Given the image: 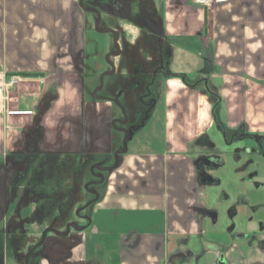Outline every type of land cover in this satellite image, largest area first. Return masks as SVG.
<instances>
[{
	"label": "crops",
	"instance_id": "0c3cea01",
	"mask_svg": "<svg viewBox=\"0 0 264 264\" xmlns=\"http://www.w3.org/2000/svg\"><path fill=\"white\" fill-rule=\"evenodd\" d=\"M0 70L32 112L0 114V264H264V0H0ZM140 112L163 147L118 150ZM108 154L52 221L51 171Z\"/></svg>",
	"mask_w": 264,
	"mask_h": 264
},
{
	"label": "rangeland",
	"instance_id": "374dc122",
	"mask_svg": "<svg viewBox=\"0 0 264 264\" xmlns=\"http://www.w3.org/2000/svg\"><path fill=\"white\" fill-rule=\"evenodd\" d=\"M106 79H104L105 81ZM83 83L81 86H79V101L80 105L82 108V95L84 91V87L86 86V101L89 103L90 98H91V89H90V83ZM101 85V84H100ZM121 92V91H120ZM8 97L6 94V101L8 102ZM150 102V101H149ZM147 102V103H149ZM140 111H148L146 108H140ZM5 114V112H2ZM1 114V113H0ZM148 113L146 112H140V115L138 116V121L133 124L135 126L136 124L141 125V123H144L142 127H138L136 131H131V135H128V133H119V138H118V147L120 149H124V140H129L127 141V147L130 150L129 152H134V151H144L147 148H158V147H163V139H164V131H163V122L155 123L153 124L150 121H147V119H144L147 116ZM81 120V118H80ZM144 120V121H143ZM161 121V120H160ZM130 133V132H129ZM117 134V133H116ZM116 140V138H115ZM117 145V142L116 144ZM135 146V147H134ZM81 149H82V140H81ZM80 149V150H81ZM115 154V153H113ZM113 154H108V155H100V156H95V157H87L85 156V159L82 163L80 161H66L65 163H62L60 165V168L62 169V173H60V176L57 173V169L54 171H51L49 174V177L47 180L45 179V186L50 190V193L52 195H55L56 197L58 196V193L60 196L64 195L65 197V202L67 205H69V210L64 214L66 217H62L63 213H60L58 211L57 215L54 214L53 220L55 219L63 220H78L80 222L81 219H79L78 212L80 211L81 208L84 207V205H87L90 203L92 200L95 199V196L97 194L101 193V185L98 184L100 182V177L101 175L103 176L104 174L98 170L91 171L92 166H100V167H105L108 166L109 164H112L114 161ZM62 161V159H61ZM105 161V162H104ZM107 162V164H106ZM96 167V166H95ZM97 168V167H96ZM44 187V185H43ZM87 188V189H86ZM55 202L51 199L50 202V208L52 209L53 206H55V203H57V199H55ZM61 206H58V209ZM67 208V207H66ZM84 212V213H83ZM82 214H86L85 211H83ZM63 215V216H64ZM82 221V220H81ZM53 223V222H51ZM64 230V228L60 229V231ZM34 261V254H28V260L27 264H33Z\"/></svg>",
	"mask_w": 264,
	"mask_h": 264
},
{
	"label": "built area",
	"instance_id": "2783aa9c",
	"mask_svg": "<svg viewBox=\"0 0 264 264\" xmlns=\"http://www.w3.org/2000/svg\"><path fill=\"white\" fill-rule=\"evenodd\" d=\"M193 3L201 7L211 9L217 4L225 3L227 0H192ZM22 78L18 75H7L0 70V113L6 110L7 115H30L31 111L7 110L6 94L9 89L17 87Z\"/></svg>",
	"mask_w": 264,
	"mask_h": 264
},
{
	"label": "water",
	"instance_id": "95a60500",
	"mask_svg": "<svg viewBox=\"0 0 264 264\" xmlns=\"http://www.w3.org/2000/svg\"><path fill=\"white\" fill-rule=\"evenodd\" d=\"M83 98H84V96H83ZM84 120H82V131L84 132ZM84 148V147H83Z\"/></svg>",
	"mask_w": 264,
	"mask_h": 264
},
{
	"label": "flooded vegetation",
	"instance_id": "af4514ba",
	"mask_svg": "<svg viewBox=\"0 0 264 264\" xmlns=\"http://www.w3.org/2000/svg\"><path fill=\"white\" fill-rule=\"evenodd\" d=\"M247 154H248V153H247ZM247 156H249V157H250L251 155H250V154H248ZM209 166H211V165L209 164Z\"/></svg>",
	"mask_w": 264,
	"mask_h": 264
}]
</instances>
